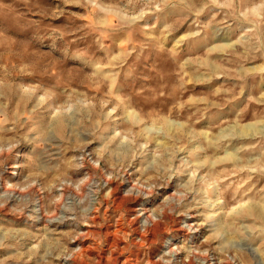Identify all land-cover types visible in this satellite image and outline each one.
<instances>
[{"label": "rangeland", "instance_id": "obj_1", "mask_svg": "<svg viewBox=\"0 0 264 264\" xmlns=\"http://www.w3.org/2000/svg\"><path fill=\"white\" fill-rule=\"evenodd\" d=\"M0 264H264V0H0Z\"/></svg>", "mask_w": 264, "mask_h": 264}]
</instances>
